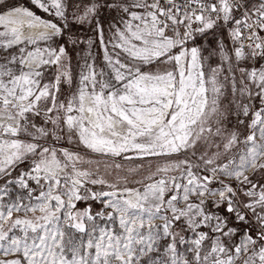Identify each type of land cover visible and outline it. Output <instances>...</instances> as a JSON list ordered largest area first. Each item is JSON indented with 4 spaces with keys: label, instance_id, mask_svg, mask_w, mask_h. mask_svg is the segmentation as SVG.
<instances>
[{
    "label": "snow or ice",
    "instance_id": "snow-or-ice-1",
    "mask_svg": "<svg viewBox=\"0 0 264 264\" xmlns=\"http://www.w3.org/2000/svg\"><path fill=\"white\" fill-rule=\"evenodd\" d=\"M0 264H264V0H0Z\"/></svg>",
    "mask_w": 264,
    "mask_h": 264
}]
</instances>
